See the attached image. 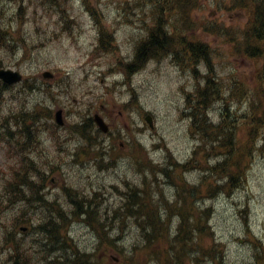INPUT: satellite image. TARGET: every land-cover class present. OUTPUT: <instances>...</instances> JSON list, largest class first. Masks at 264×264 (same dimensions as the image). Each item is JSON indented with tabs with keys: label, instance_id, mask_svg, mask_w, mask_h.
Here are the masks:
<instances>
[{
	"label": "rangeland",
	"instance_id": "obj_1",
	"mask_svg": "<svg viewBox=\"0 0 264 264\" xmlns=\"http://www.w3.org/2000/svg\"><path fill=\"white\" fill-rule=\"evenodd\" d=\"M139 1L145 0H12L10 3L7 2V6L0 5L3 21L6 19L17 23L22 21L20 31L14 34L16 54L13 56V47L2 51L0 66L19 70L26 78L24 84L3 92V100H0V120L7 110L24 106L29 108L39 101H46V97H41L39 88L34 91L30 87L22 86H27V81L31 80L46 90L47 81H43L42 77V72L46 69L52 70L56 76L51 80L55 100L60 103L68 101L69 121L82 119L85 103L94 101L104 93L103 99L104 101L106 99L108 104L107 114L109 117L117 118L124 127V131H115L120 135L116 134L118 137L114 147L116 151L111 152L114 155L120 148L119 152L122 153L120 160L116 163H96L91 157L80 155L87 161L86 164L67 163L69 148L74 144L72 142L74 134L71 131V137L63 138L64 141L59 145L55 141L56 132L49 130L53 131L51 133L53 140H47L44 145L37 143L36 150L46 160L53 161L56 166L62 164L54 173L55 182L58 181L59 184L67 180L74 183L73 186L84 196L92 197L95 203H102L103 207L110 209L121 203L119 193L127 185L140 180L142 176L156 175L154 170H148L141 162V153L135 150L136 143L145 149L147 147L150 158L155 162L164 163L168 158L166 147L175 157L184 161L190 156L192 147L197 142L190 135L181 111L185 107L186 93L194 87L193 78L186 76L181 62L165 53L162 59L149 61L146 67L133 76L125 74L118 67L119 60L132 56L136 39L143 36L151 25L150 17H145L142 9L136 6ZM199 1L200 8L193 14V19L197 20V23L194 26L187 25L188 28H193L197 24L202 25L203 21H207L204 24L211 25L209 28H215L222 23L228 33L224 32L223 35L217 36L215 32L204 31L200 27V38H203L209 49L214 51V56L210 59L213 61L215 71L225 80L237 77L246 91L251 90L256 85L259 61L249 60L234 53V46L231 47L227 40L231 35L239 36V28L247 18L246 14L240 10L226 8L228 0ZM147 9L149 7L146 3L144 10L147 12ZM177 17L179 16H174L172 21H178ZM93 22H96L97 29L94 28ZM171 28L179 30L175 24ZM102 30L112 34V47L116 51L99 57L96 52L100 51L98 38ZM175 48L177 47L173 49ZM177 50L184 52L182 49ZM110 65L116 69H112ZM18 93L21 95L17 96ZM133 95L135 96L132 97ZM133 98L136 102L129 106V111L133 112L130 116L124 103ZM218 106H221V103ZM93 109L91 107L92 111ZM143 109L152 111L153 127H149L143 118L139 119L140 111ZM213 109H217V105L213 106ZM214 113L218 114V111L215 110ZM255 118L260 122L263 120L257 114L253 115V119ZM42 119L43 123L44 118ZM250 122H241L238 131L253 129L255 134L264 132V125H252ZM144 128L146 133L142 134ZM63 136L67 134L63 133ZM6 141L7 138L0 135V166L6 170L2 174L9 175L11 174L9 168L14 162L13 155L16 152L7 148ZM112 148L113 146H110L109 149ZM108 153L106 152V155ZM248 166L250 168L243 186L230 196L219 194L215 197L210 224L216 241L221 243L220 252L226 256L225 259L220 256L218 264H242L244 261L252 260L254 264H264V254L257 259L253 258V250L249 248L246 233L249 229L264 243V147L254 151L252 162L250 160ZM248 166H244V169ZM199 174L198 171L190 172L186 174V178L188 181H195ZM158 181L161 183L160 188L161 186L167 188L169 192L172 190L173 186L166 182L167 177L163 173L156 177V182ZM114 183L117 184L116 189L111 187ZM149 185V191L153 193L156 187L150 182ZM181 192L179 191L180 195ZM144 199L146 200V194ZM162 206L165 207L166 203L162 202ZM168 208L169 211L176 209L172 204H169ZM72 221V224H69L71 234L77 237L82 249L90 250L93 242L95 243L93 235L91 234V237L83 224L76 222V218ZM8 223L0 211V264H8L7 247L1 240ZM122 224L135 230L136 224L132 218H124ZM22 232L25 231H19L21 234ZM136 232L140 242L141 235ZM135 239V232L127 231L123 245H130ZM212 242L209 235L202 236V250H208L213 245ZM20 248L21 256L24 257V245ZM102 251L104 252L103 248ZM144 253L145 250L140 249L133 253V256L139 260ZM125 255L112 250H107L103 255L99 250L96 258L100 264H124ZM208 258L209 254H204L198 264H211ZM182 264L197 263L185 257Z\"/></svg>",
	"mask_w": 264,
	"mask_h": 264
},
{
	"label": "trees",
	"instance_id": "obj_2",
	"mask_svg": "<svg viewBox=\"0 0 264 264\" xmlns=\"http://www.w3.org/2000/svg\"><path fill=\"white\" fill-rule=\"evenodd\" d=\"M231 1L233 7L245 10L247 15V20L240 31L241 36L231 37L235 41L234 46L237 49H241V55L248 57L250 60L256 59L259 61L256 71V85L249 91H246L237 77L225 80L215 75L217 72L214 66L212 68V61L210 56L207 55L209 48L206 44H193L185 35L181 37L174 36L180 33L178 29H173L172 31L168 29V26L173 27L171 20L177 13H180L183 17L189 16L191 26L196 24L197 20L193 19L192 12L198 4H195L193 0H145L136 4L142 9L143 15L149 16L151 20L148 33L139 40L137 46L136 53L139 62L146 58H161L165 53H170V49L177 47L176 49H183L188 52H176L174 56L183 64L184 69H190L192 60H196V58L198 61L193 62L203 61L207 65L206 74L201 75L199 71L194 73V87L187 93L188 99L186 100L188 106L187 114L191 123V131L189 133L197 138L198 144L193 146L190 158L185 165L173 163L170 166V168L174 166L171 172H175L179 176L178 179L174 180L175 186L179 187L177 188L178 190L187 182L183 176L185 169H198L203 173L200 175L199 180H195L198 185L208 182L212 176L213 178H219L224 175H231L224 186L227 188L226 190H229L244 180L241 178L237 180L239 173L243 174L244 172V167L241 166L242 160L244 159L245 166H248L254 151L264 147V132L255 134L253 129L251 131H238V126L243 121H251L252 125H264V0ZM146 3L149 7L147 12L144 10ZM1 23L2 19L0 16ZM203 27L205 31L210 29L209 27ZM104 36L109 37L113 41L111 34L105 32ZM227 40L229 41V39ZM131 69L128 68L127 70ZM235 101L241 109L232 110V104ZM219 102L222 103L221 115L223 111H225V114L220 122L215 123L209 116V111L213 109V106L218 105ZM218 109L217 106L216 110ZM256 114L263 119L261 122L258 118L253 119V115ZM34 120H37L35 112L26 106L21 109L11 110L8 115L5 114L1 118L0 131H4V133H0V135L8 138L9 149L22 143L26 131H35V127L31 124ZM36 126L40 127L38 123H36ZM12 137L16 139L14 140ZM258 145L260 146L258 147ZM20 156L22 157V165L20 168L13 167L11 174H2L4 171L0 168V177L7 182L10 187L9 192L10 190L14 191L15 186L19 189L20 184L29 191L35 190L34 176H36L38 181L46 180L43 173L50 169L49 164L43 161L41 164H36L32 158L22 154ZM233 174L236 175V181ZM208 183L213 184V189L218 187L216 181L212 180V182ZM146 185L148 186L149 182L146 181ZM22 193L21 189H19L18 193L14 192L16 196H19L20 200L22 199ZM152 196V193L146 190L145 200L140 189L136 187L129 192V198L132 199L128 200L130 204H125L128 210L136 212L134 218H138L146 224L148 233L146 231L143 232L146 251L156 244L158 238H168V226L173 212H177L180 216L178 224L180 229L178 234L172 237L173 243L169 245V250L166 251L167 256L171 255L174 257L178 251L177 247L184 249L187 243L192 244V240H194L193 232H197V239L198 241L201 240L200 237L204 228L199 214L205 213L204 211L199 210V214H197L199 222H196L195 215L191 214L193 209L186 212L178 206L175 207L174 211H170L169 214L167 212L161 215V209L158 205L162 198L154 199ZM83 200L85 202L80 203L81 208L82 204H85L86 207L92 205L90 203L92 200ZM134 207H139V209H134ZM187 207L191 209V203H188ZM89 210H92V208L88 207L86 212H89ZM104 213L107 214V212ZM191 217L193 220H190ZM56 223L62 225L61 222ZM59 232L60 229L58 227H56V230H44V240L40 239L39 242L44 247L49 244L51 249L46 251L45 255H39L38 263H31L24 257L21 259L11 257L12 264H81L82 256L78 255L76 251L70 250V247L66 249L65 240L57 238ZM163 234H165L164 237H162ZM10 235V231L6 230L4 238L8 242L6 243L7 245L11 244L9 242L13 240V238L9 237ZM66 250H70V253L66 254ZM13 252L14 247L9 249L8 253L12 255ZM46 255L48 257L47 261L45 260ZM54 258L56 259L53 261Z\"/></svg>",
	"mask_w": 264,
	"mask_h": 264
},
{
	"label": "bare ground",
	"instance_id": "obj_3",
	"mask_svg": "<svg viewBox=\"0 0 264 264\" xmlns=\"http://www.w3.org/2000/svg\"><path fill=\"white\" fill-rule=\"evenodd\" d=\"M193 1H194L195 4H198V6L196 8H194V10L192 12V15L194 14V12L196 10H198L200 8V5H199L200 1L199 0H193ZM228 3H231V0H228ZM144 23H146V21H144ZM216 25H218V24H216ZM203 26H205V27H211V25H209V24H203ZM223 30L224 29H223L222 25H220V26H217L215 28H210L207 31L215 32L216 33L215 35L221 36V35H223ZM145 34L146 33H144L143 36H140V37H138L136 39V42L134 44V48L136 47V49H135V57H132V56L130 57L129 56L128 59H121V60H119L118 61V67H119V69H128V68H132L133 69L137 65H139L142 62H144L147 59L146 58L145 60H142V61L139 62L138 59H137L138 56H137V53H136L137 52V46H138L139 40L142 37H144ZM111 43H112V40L109 37L102 35L101 36V40H100V44L103 47V49H105V50H100V51L96 52V54L99 57H104V56H107V54H110V53H113L114 51H116L115 48L113 49V47H111ZM207 55H209L210 58H213L214 51L211 50V49L207 50ZM242 56L244 58H246V59H249L248 57H246L244 55H242ZM162 58H163V56L161 58H158L157 60H160ZM110 67L112 69H116L115 66L112 67V65H110ZM144 67H146V64L143 66V68ZM134 96L135 95H133L132 97H134ZM10 112H11V110H7L6 111V115H8ZM135 150L137 152H139V150H141V147L138 144H135ZM112 151H116L114 147L109 151L110 154L108 153L105 156L106 161L109 162V163L115 162L117 160V158L122 155V153L119 152L120 149L117 150V152L114 155L111 154ZM77 164H79V163H77ZM148 170H151V171L154 170V172H156V175L153 176L150 173L151 176L150 177H146V180H154L161 173L158 169H148ZM238 173H239V170H238ZM233 176L235 177V181H236V175L233 174ZM230 177H231V175H224V176H221L219 178L218 177L213 178V176H212V177L209 178L210 180L208 182H212V180H213V181H216V183L219 184V185H224V184H226V182H228L227 180ZM240 178H241V172L239 173V175L237 177V180H239ZM205 184H206V182L200 183L198 185L199 190H203L205 188ZM192 185H194V181H187L185 184H183L181 186V188L179 190L186 191V190L190 189L192 187ZM177 188H179V187L172 188V190L170 192L168 191L167 188L166 189H162L161 188L159 191L153 192L152 193V195H153L152 197L154 199H157V198L167 199L169 196L172 195V193L175 190H177ZM239 188L240 187L238 185L234 186L233 188L230 189V193L231 194L235 193ZM19 189H21L23 192H26V190H27V193H28L27 196H26L27 201L33 203L35 205V207L39 211H42L43 210L41 203L38 201L37 196L34 194V190L29 191L28 189L25 188V186H21V184L19 185ZM210 231L211 232H214V230H210ZM57 238H59V239H62L63 238L65 241H70V242H76L77 241V240H73L72 239V234L69 231H60L58 233V235H57ZM94 240H95V244H102V243L107 242L109 240V238L108 237H102V236H100V237H95ZM220 246H221V244L215 246L214 248H212L210 250L201 251L200 254H201V256H203L204 254H209L208 262H210L211 264H218L220 262V260H221V257H220L221 256ZM125 247H126V250L127 251H130V252L140 251V249H142V250L144 249V246L141 243L139 244L137 242H132L130 245H125Z\"/></svg>",
	"mask_w": 264,
	"mask_h": 264
},
{
	"label": "water",
	"instance_id": "obj_4",
	"mask_svg": "<svg viewBox=\"0 0 264 264\" xmlns=\"http://www.w3.org/2000/svg\"><path fill=\"white\" fill-rule=\"evenodd\" d=\"M0 78H2L4 81H6L7 83H12V82H16L18 80H20L21 75L19 72L17 71H12V70H0ZM57 121L60 123L61 119H60V114H57Z\"/></svg>",
	"mask_w": 264,
	"mask_h": 264
}]
</instances>
